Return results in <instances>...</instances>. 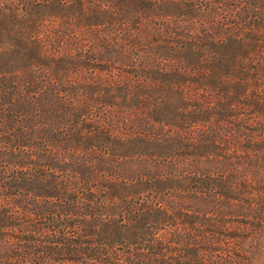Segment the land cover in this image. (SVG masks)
Segmentation results:
<instances>
[{
  "label": "trees",
  "instance_id": "obj_1",
  "mask_svg": "<svg viewBox=\"0 0 264 264\" xmlns=\"http://www.w3.org/2000/svg\"><path fill=\"white\" fill-rule=\"evenodd\" d=\"M262 234L264 0H0V264H251Z\"/></svg>",
  "mask_w": 264,
  "mask_h": 264
},
{
  "label": "rangeland",
  "instance_id": "obj_2",
  "mask_svg": "<svg viewBox=\"0 0 264 264\" xmlns=\"http://www.w3.org/2000/svg\"><path fill=\"white\" fill-rule=\"evenodd\" d=\"M103 63L106 64V62H103ZM166 81L169 82V81H171V79H167ZM188 88L190 90L191 89L194 90L195 86H194V84H191V86L190 87L188 86ZM167 89H168V87H167ZM168 145L171 146V144L168 143V142H162V143H160L159 145H157V149H155V152L165 153V152L169 151ZM152 150L154 151L153 148H152ZM262 243H263L262 250L256 255V257L253 259V261H252L251 264H264V234H262Z\"/></svg>",
  "mask_w": 264,
  "mask_h": 264
}]
</instances>
